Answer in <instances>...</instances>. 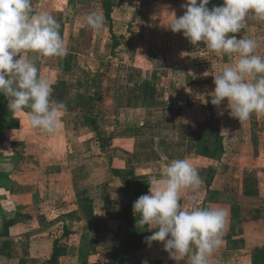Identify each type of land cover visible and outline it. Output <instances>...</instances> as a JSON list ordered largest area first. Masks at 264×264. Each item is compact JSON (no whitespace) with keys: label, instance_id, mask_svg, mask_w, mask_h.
I'll return each instance as SVG.
<instances>
[{"label":"rangeland","instance_id":"rangeland-1","mask_svg":"<svg viewBox=\"0 0 264 264\" xmlns=\"http://www.w3.org/2000/svg\"><path fill=\"white\" fill-rule=\"evenodd\" d=\"M102 2L103 0H32V5L36 12L51 14L63 26L62 38L68 54L72 52L71 65L82 76V80L75 84L81 91H89L92 87L93 102L103 101L108 108L116 110L118 118H139L145 121L148 132L167 133L172 142L168 145L170 156L189 150L188 160L198 174L201 172L204 176L199 175L202 184L197 192L182 191V209H187L192 203V197L197 196L201 207H219L228 214L232 213L238 229L242 213L240 204L257 200L260 205L264 204V114L253 113L248 120L239 122L230 115L227 99L219 107L211 104L208 93L214 91L217 70L232 63L235 57L218 56L202 42L193 45L182 32L173 33L166 26L171 14L175 13L177 18L184 14L185 10L181 5L186 0H113V29L105 19ZM222 4L223 0H210L207 7L211 9ZM91 12L104 17L102 29L94 30L87 26L85 17ZM234 35L237 38L255 40L258 44L256 54L264 56V22L249 18L245 29ZM77 42L79 45L82 43L78 50L74 46ZM116 43H119V47L114 46ZM50 58L54 60L51 64L53 67L61 65L58 63L62 60L61 57L58 60L56 57H48ZM83 72L88 77L84 78ZM116 106L121 108L120 112ZM110 109L108 113L112 114ZM200 135L210 142L214 150L213 158L198 156ZM146 143L143 142V146ZM165 166L162 163V169ZM146 176L150 178L152 175ZM248 186L255 188L252 201L246 194ZM76 198L74 194L68 195L65 206H59V200L51 209H38L37 204H32L27 211L36 219L29 221L23 231L34 237L42 228L50 229L56 224L50 222H54V219L61 220L69 210L74 211ZM101 204L100 202V206ZM77 205L80 217L85 220V204L81 200ZM258 223L261 222L252 226L247 224L245 234H238L237 243H234L235 240L229 241L223 231L222 244L210 257V264H264V222ZM56 226L54 230L58 233L56 229L61 230L63 225ZM76 227L80 234L84 233L81 230L83 228L86 235L90 236L85 224L78 222ZM148 231L153 233L158 229ZM22 235L28 237L30 245L34 246L33 258L47 257L46 251L41 253L38 250L41 249L37 247L39 239ZM239 237H242L243 243L238 241ZM76 238H72V244L79 242V246H83L81 252H88L87 256L90 258V242ZM40 242L44 244L42 240ZM157 246H153L152 262L160 257ZM106 254L101 252L89 260L107 261L110 255L107 254L106 257ZM148 254L149 251L142 250L133 252L124 264H141V260ZM184 259L188 260L187 257ZM30 264L38 263L34 261Z\"/></svg>","mask_w":264,"mask_h":264},{"label":"crops","instance_id":"crops-1","mask_svg":"<svg viewBox=\"0 0 264 264\" xmlns=\"http://www.w3.org/2000/svg\"><path fill=\"white\" fill-rule=\"evenodd\" d=\"M62 30L63 26H60L61 37ZM77 44H74L76 50L82 47V43ZM26 56L34 60L38 75L51 83L52 98L63 102L67 110L61 112L60 127L55 134H44L39 129L30 127L27 110L10 111L8 99L4 98L0 107V211L7 212L9 218L18 212H26L34 220L36 217L27 211L32 204H37L38 209H51L60 200L59 206H65L66 196L71 194L77 197L73 205L76 208L74 211H67L65 217L64 213L61 220L54 219V222H50L58 226L55 224L50 229L42 228L34 237L26 234L30 239H39L37 247L41 249L38 250L41 253L46 251V258L32 257L34 246L30 245L28 237L12 236L0 239L4 252V256L0 257V264H20L22 260H29L27 264L34 261L43 264L50 259L56 240L66 250L59 264H81L80 253L83 246H79V242L73 245V237L90 242V258L104 252L110 255L107 258L109 259L115 252L118 236L123 229L122 202L118 192L120 183L128 181L133 175H157L162 171V163L167 165L173 159H188L189 150L173 154L172 157L168 149L172 142L167 133L148 132L144 120L127 116L120 119L117 112L115 113L116 110L108 108L103 101L93 102L92 87L89 91H81L75 85L82 80V76L73 70V65H70L69 70H64L60 65L53 67L51 64L54 60L51 58L37 57L36 53ZM56 58L58 60L60 57ZM58 63L61 64V61ZM83 73L84 78L88 77ZM116 108L121 109L117 106ZM109 109L113 111L112 114L108 113ZM88 118L98 121L104 148H101L98 137L88 125ZM145 141L147 143L143 146ZM199 175L204 176L201 172ZM110 190L117 191L118 194ZM254 191V186L246 187L250 201ZM86 197L95 200L93 219L86 216L85 220L81 218L77 208L78 201ZM259 203L257 200L240 204L242 213L238 229L232 213L228 214L230 216H227L224 232L229 241L235 240L234 243H237L238 234H245L247 224H263L264 204ZM78 222L86 225L90 236L86 235L83 228L81 230L84 233L80 234L76 229ZM60 224L63 225L61 230L56 229L58 233H55V226L59 227ZM1 228L0 215V230ZM241 238L238 241L243 243ZM41 240L44 244H41ZM156 244L160 249L159 260L155 258L152 262L154 249L148 245L140 249L150 253L141 260V264H188L187 259H171L163 250L162 242ZM94 249L96 253L93 252Z\"/></svg>","mask_w":264,"mask_h":264},{"label":"clouds","instance_id":"clouds-1","mask_svg":"<svg viewBox=\"0 0 264 264\" xmlns=\"http://www.w3.org/2000/svg\"><path fill=\"white\" fill-rule=\"evenodd\" d=\"M210 0H186L184 14H171L167 27L182 32L193 45L202 42L216 55L234 56L232 63L218 69L212 105L227 99L230 115L243 122L253 113L264 114V56L256 54L258 44L237 38L252 18L264 22V0H223L221 6L207 7ZM87 26L102 29L104 17L95 12L86 17ZM60 24L47 12H36L32 0H0V94L8 99L12 112L27 110L28 123L44 134H55L59 117L67 107L52 98L48 79L38 75L33 59L65 57L68 49L59 33ZM208 102V101H206ZM202 180L187 159L171 160L148 180L149 190L134 201L132 211L138 228L158 229L145 242H162L174 260L188 258V264H210V257L222 244L228 213L219 207H201L197 196L182 209L181 193L197 192Z\"/></svg>","mask_w":264,"mask_h":264},{"label":"trees","instance_id":"trees-1","mask_svg":"<svg viewBox=\"0 0 264 264\" xmlns=\"http://www.w3.org/2000/svg\"><path fill=\"white\" fill-rule=\"evenodd\" d=\"M103 6L105 10V19L111 25L113 29V12H114V4L113 0H103ZM110 28V29H111ZM112 31V30H111ZM115 47H119V43L114 45ZM72 55L68 54L65 57H62L60 67L64 70H69L71 65ZM94 84H96L94 80ZM97 88V87H96ZM99 97L101 94L96 92ZM5 96L0 94V107L3 105V100ZM88 125L91 127L92 131L98 137V141L100 142L101 148H104V142L100 136V125L97 120H91L88 118ZM214 150L212 149L210 142L203 136H199L198 143V156L202 158H213ZM210 177V175H209ZM149 177L147 176H137L133 175L131 179L128 181H122L120 183V187L118 188L120 200L122 202L121 215L123 222V229L121 235L118 236V243L115 249L114 254L105 262L98 261L92 262L90 261L88 252L80 253V262L81 264H124V262L128 259V257L133 253L144 246H148L145 242V237L150 236L152 233L148 231V227L138 228L136 226V221L138 219L137 216L133 214L132 206L134 201L141 195L147 194L149 190L148 185ZM84 205V214L88 219H93L95 217V200L86 197L82 199ZM182 201H180L181 203ZM182 205V203H181ZM234 211V210H233ZM0 215L2 217V228L0 230V239L5 237L12 236H20L22 234L26 235L23 230L26 229L29 221H32V217L26 213H16L13 217H8L7 212H1ZM150 246H156L155 241L151 243ZM93 252L96 253L94 249ZM66 253V250L60 245L59 240H56L54 243L53 253L50 259L46 260L43 264H59L60 258ZM92 254V251L90 252ZM4 256V252L2 250V244L0 241V257ZM20 264H26V261L22 260Z\"/></svg>","mask_w":264,"mask_h":264}]
</instances>
